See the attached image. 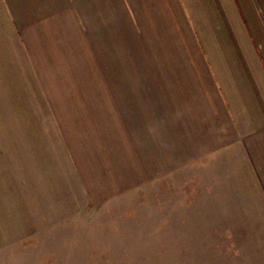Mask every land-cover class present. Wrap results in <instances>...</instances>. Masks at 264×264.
I'll return each mask as SVG.
<instances>
[{
	"label": "crops",
	"instance_id": "obj_1",
	"mask_svg": "<svg viewBox=\"0 0 264 264\" xmlns=\"http://www.w3.org/2000/svg\"><path fill=\"white\" fill-rule=\"evenodd\" d=\"M3 2L93 206L231 147L264 200V0Z\"/></svg>",
	"mask_w": 264,
	"mask_h": 264
},
{
	"label": "rangeland",
	"instance_id": "obj_2",
	"mask_svg": "<svg viewBox=\"0 0 264 264\" xmlns=\"http://www.w3.org/2000/svg\"><path fill=\"white\" fill-rule=\"evenodd\" d=\"M12 30L0 0V264H264V200L235 147L88 202Z\"/></svg>",
	"mask_w": 264,
	"mask_h": 264
}]
</instances>
